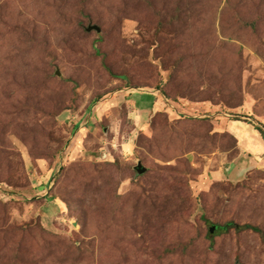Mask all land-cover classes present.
Here are the masks:
<instances>
[{"label": "rangeland", "instance_id": "1", "mask_svg": "<svg viewBox=\"0 0 264 264\" xmlns=\"http://www.w3.org/2000/svg\"><path fill=\"white\" fill-rule=\"evenodd\" d=\"M257 128L264 0H0V264H264Z\"/></svg>", "mask_w": 264, "mask_h": 264}, {"label": "crops", "instance_id": "2", "mask_svg": "<svg viewBox=\"0 0 264 264\" xmlns=\"http://www.w3.org/2000/svg\"><path fill=\"white\" fill-rule=\"evenodd\" d=\"M135 104V103H134ZM146 111V110H143ZM234 136L236 137V139L238 140V148L240 151V156L236 159V161L238 160V163L240 162V160H242V157H244L246 154L250 155V154H254L257 156H262L264 158V139L262 138V136L259 133H256L254 130L250 133V134H240L237 132L232 131ZM254 159V158H253ZM235 162V161H234ZM254 166H258L261 164L256 165L255 161L254 163L251 165V167ZM240 167V165H239Z\"/></svg>", "mask_w": 264, "mask_h": 264}, {"label": "water", "instance_id": "3", "mask_svg": "<svg viewBox=\"0 0 264 264\" xmlns=\"http://www.w3.org/2000/svg\"><path fill=\"white\" fill-rule=\"evenodd\" d=\"M93 30L97 31L98 33L101 32V29L96 25H92L87 28L88 32L93 31ZM136 170L138 171L139 174H144L146 172V168L143 167L141 162H139V164L137 165ZM213 231H214V227L211 228V232Z\"/></svg>", "mask_w": 264, "mask_h": 264}, {"label": "trees", "instance_id": "4", "mask_svg": "<svg viewBox=\"0 0 264 264\" xmlns=\"http://www.w3.org/2000/svg\"><path fill=\"white\" fill-rule=\"evenodd\" d=\"M257 129L259 130V132H260L262 135H264V132H263L260 128H257ZM228 226H229V225H226L225 227H223V230H226ZM245 228H246V229H252V230L257 231V228H254V227H252V226H250V225L245 226Z\"/></svg>", "mask_w": 264, "mask_h": 264}]
</instances>
